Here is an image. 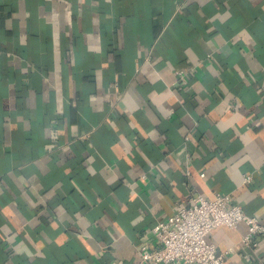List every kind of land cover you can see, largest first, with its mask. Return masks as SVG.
I'll return each instance as SVG.
<instances>
[{
    "label": "crops",
    "instance_id": "0c3cea01",
    "mask_svg": "<svg viewBox=\"0 0 264 264\" xmlns=\"http://www.w3.org/2000/svg\"><path fill=\"white\" fill-rule=\"evenodd\" d=\"M196 192L264 223V0H0V264H150Z\"/></svg>",
    "mask_w": 264,
    "mask_h": 264
},
{
    "label": "built area",
    "instance_id": "2783aa9c",
    "mask_svg": "<svg viewBox=\"0 0 264 264\" xmlns=\"http://www.w3.org/2000/svg\"><path fill=\"white\" fill-rule=\"evenodd\" d=\"M177 72L186 73L182 68ZM241 221L248 225L243 244L256 249L264 234L260 217L248 213L230 192H217L213 197L196 192L188 203H178L173 213L158 219L153 230L160 246L141 245L142 257L150 264H228L229 250L220 251L208 234L219 225L236 226Z\"/></svg>",
    "mask_w": 264,
    "mask_h": 264
}]
</instances>
